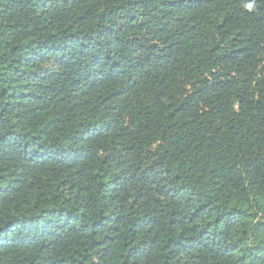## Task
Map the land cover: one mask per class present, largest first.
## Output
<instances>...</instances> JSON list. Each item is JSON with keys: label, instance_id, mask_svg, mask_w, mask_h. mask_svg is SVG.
<instances>
[{"label": "trees", "instance_id": "1", "mask_svg": "<svg viewBox=\"0 0 264 264\" xmlns=\"http://www.w3.org/2000/svg\"><path fill=\"white\" fill-rule=\"evenodd\" d=\"M0 264H264V0H0Z\"/></svg>", "mask_w": 264, "mask_h": 264}]
</instances>
